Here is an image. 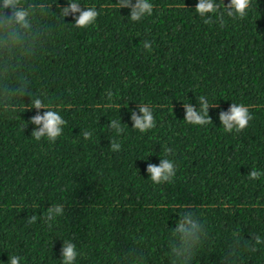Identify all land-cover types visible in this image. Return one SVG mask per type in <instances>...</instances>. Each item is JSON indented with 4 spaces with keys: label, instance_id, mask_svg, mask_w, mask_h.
Instances as JSON below:
<instances>
[{
    "label": "trees",
    "instance_id": "trees-1",
    "mask_svg": "<svg viewBox=\"0 0 264 264\" xmlns=\"http://www.w3.org/2000/svg\"><path fill=\"white\" fill-rule=\"evenodd\" d=\"M76 2L98 11L94 24L63 20L57 3L68 0H21L29 27L0 28V264L13 255L20 264H62L63 241L76 245L75 264H136L131 253L170 264L185 207L207 229L193 264H221L237 230L249 243L264 239V175L248 178L264 172V0H251L243 18L225 13L222 24L219 13H196L198 0H149L152 14L135 22L118 0ZM22 88L66 121L54 142L24 127L37 110L20 112L31 106ZM201 96L216 104L212 123H187L183 104L199 110ZM232 103L253 117L239 132L219 120ZM141 104L156 121L144 133L131 120ZM120 119L118 134L109 124ZM162 158L176 175L154 184L147 164ZM56 204L64 213L48 221ZM256 247L240 249L239 264H264V244Z\"/></svg>",
    "mask_w": 264,
    "mask_h": 264
},
{
    "label": "clouds",
    "instance_id": "clouds-1",
    "mask_svg": "<svg viewBox=\"0 0 264 264\" xmlns=\"http://www.w3.org/2000/svg\"><path fill=\"white\" fill-rule=\"evenodd\" d=\"M56 2V0H55ZM119 8L127 7L130 9L129 17L132 21H140L145 15H151L153 11V4L149 0H118ZM251 5V0H228L225 4L223 0H198L195 5V12L201 17H204L208 13H219V19L221 24L223 23V16L226 13L228 17L232 18H243L248 14V9ZM51 8V5H48ZM59 12L61 18L64 20L65 17L71 15L74 20V25L79 28H85L89 25L94 24L98 11L93 7L82 8L76 0H68L66 6L60 7ZM223 8V12H221ZM10 9V11H5ZM30 15L29 10H26L21 6V0H2L0 2V28H11L18 26L20 28L29 27L28 17ZM205 23H212V19L209 17L205 19ZM144 48L149 49L151 43L149 41L144 42ZM20 97H24L26 94L30 97L29 92L25 89L19 90ZM111 93H109V96ZM31 106L27 105L20 111L30 110L35 108L37 110L35 115L29 117L26 122L36 125L31 136L35 140L39 141L43 137L51 142H54L63 132V126L66 121L62 116L56 111L50 108L44 103V101L39 98L30 97ZM200 108L197 110L196 107L191 104H183L186 110V115L184 120L187 123L193 125H206L212 123L210 116L208 115L209 106L215 107L216 104L210 105L207 98L201 96L199 98ZM13 110H16V106L11 105ZM139 106V113L137 115L135 111H131L132 128L139 130L141 133L152 129L156 121L153 116L152 109L147 104H141ZM45 109L43 113L39 110ZM253 117L249 112V108L244 104L232 103L227 112H221L219 115V120L224 128L225 132L235 131L239 132L245 129L249 121ZM109 127L114 129L118 134L123 132L120 120L110 121ZM92 133L85 131L83 136L85 139H90ZM110 147L113 151L120 150V144L115 140L110 142ZM170 149H165V152H170ZM147 173L154 184H161L164 182H171L176 175V165L175 163L167 158L160 159L158 165L147 164ZM264 172L257 169H252L248 172V178L250 180L259 179ZM64 206L62 204H56L47 208L46 219L48 221L53 220L56 216L63 215ZM177 216L179 219L176 220L175 226L172 229L171 237L168 242V256L170 264H193L194 259L200 255V248L207 237L206 226L201 222L196 215L188 210L187 207L181 209ZM37 220V215H31L28 219L29 223H34ZM253 242L249 243V238L245 239L243 232L237 230L232 238V243L228 246L226 252L223 255L221 264H239L241 260L240 249H245L249 252H256L257 245L264 244V239L260 235H253L250 238ZM78 252L76 245L71 241H63L61 247V257L62 264H75ZM130 258L136 262V264H143V256L137 253L128 254ZM21 257L19 256H9L7 264H20Z\"/></svg>",
    "mask_w": 264,
    "mask_h": 264
}]
</instances>
